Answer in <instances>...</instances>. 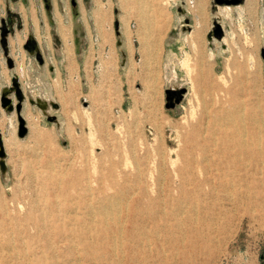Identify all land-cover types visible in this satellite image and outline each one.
I'll list each match as a JSON object with an SVG mask.
<instances>
[{
    "label": "rangeland",
    "instance_id": "rangeland-1",
    "mask_svg": "<svg viewBox=\"0 0 264 264\" xmlns=\"http://www.w3.org/2000/svg\"><path fill=\"white\" fill-rule=\"evenodd\" d=\"M246 1L0 0V222L67 211L64 264H264V172L238 148L264 120V0Z\"/></svg>",
    "mask_w": 264,
    "mask_h": 264
},
{
    "label": "bare ground",
    "instance_id": "bare-ground-1",
    "mask_svg": "<svg viewBox=\"0 0 264 264\" xmlns=\"http://www.w3.org/2000/svg\"><path fill=\"white\" fill-rule=\"evenodd\" d=\"M127 1H131L133 3H136V4H138V6L142 2V0H127ZM192 1H193L194 5H193V7H192V5H190L192 7L191 9L195 13H198L200 16H202L203 12H204V0H192ZM254 5H255V0H247L246 4H245V8H244L245 12L250 14L254 10V7H255ZM141 9L142 8H139L138 15L143 17L145 15V11H143ZM253 12L251 14H253ZM261 16L264 17V13H262ZM70 37H71V35H70ZM153 42H155L153 45H154V47H156L158 42L157 41H153ZM152 43L150 44V43L146 42L145 40L140 39V47L139 48H140V50H145V51L149 52L148 53L149 58L155 59L157 57V55L152 54L153 52H155L152 50L153 49ZM151 47H152V49H151ZM186 60L187 59L184 60V63ZM186 65H187V63H186ZM152 72L153 71H147V73H149L150 75L152 74ZM188 72L189 71H187V73ZM248 121H249V123H251V125L254 128V135H253L254 140H252L253 141L252 144L249 145V143H247L243 139L239 143L238 148L240 149L241 154H243L245 156H249V155L255 156L256 155L258 157V159H256L257 160L256 164H257V166L261 165V168L263 169V172H264V145L261 141L262 132L264 130V120L262 118L255 117L254 119H248ZM245 122L246 121L244 119H234V118L229 119V123H232L234 125H237V123H240V124H243V127H244ZM235 132L239 133V134L242 133V131H240V130H235ZM244 134H245V132H244ZM253 146H254V148H253ZM252 148L254 150H252ZM254 160H255V158H254ZM239 164H242V166L244 168L247 167L246 164L244 165V161L242 159H241ZM171 165H172V163H171ZM109 202H110V200L105 201V202L99 201L98 205L95 206L96 211L107 214ZM77 204L75 205L76 209L78 207ZM85 208L87 209L88 207L86 206ZM86 209H85V211H86ZM67 214H68V212L66 211L65 217H67ZM112 214H113V212H112ZM65 217L61 216V218H60L57 216V218L55 220H52V221L47 220L46 219L47 216L45 218L42 217L41 221L39 219L36 221L32 220L31 217H27V216H24L22 218V220H21V218L19 219L17 216L16 217H9V220L7 223L10 225H8V226L3 225L2 222L4 220L1 221L0 222V248H1V250L4 248L7 249V255L5 256L7 258L6 264H59L57 262V260H59V258H62L61 262H63V264L66 262H69V260L66 259L64 257V255H60V253H58V244L61 242H70L71 238H72L70 235L67 236L65 233V229L67 227V223L64 222ZM13 218L16 220L15 224L11 223ZM111 219H112V217H111ZM58 221L61 222L59 225L56 224V222H58ZM23 222H26L27 225L24 226L22 224ZM83 223L86 225L87 222L84 221ZM31 229H33V231H31ZM87 232L88 231L86 229L85 231H83L81 236L86 235ZM78 238L80 240V243L83 245L82 259H84L86 256L85 254L87 253V250L89 248H91L92 246L89 244V242H87V239H86L87 237H85V238L84 237H81V238L78 237ZM41 239H45V243L42 244L41 247H38L37 243ZM18 242H19V244H18ZM4 246H6V247H4ZM19 248L21 250H19ZM37 248L41 249L40 252L36 251ZM68 248L71 249L72 245ZM73 248H76V247L73 246ZM48 250H51L52 253L50 255L46 256L45 253ZM1 257H3L2 254H0V258ZM101 257H97V261H100V259H104L103 258L104 256H101ZM17 260H18V262H17Z\"/></svg>",
    "mask_w": 264,
    "mask_h": 264
},
{
    "label": "water",
    "instance_id": "water-1",
    "mask_svg": "<svg viewBox=\"0 0 264 264\" xmlns=\"http://www.w3.org/2000/svg\"><path fill=\"white\" fill-rule=\"evenodd\" d=\"M241 0H214V2L216 3V4H219V5H222V4H224V5H236V4H238L239 2H240ZM264 55V54H263ZM168 95H170V94H174V92H169V91H167L166 92ZM6 102H8V101H6L5 100V103ZM18 108V107H17Z\"/></svg>",
    "mask_w": 264,
    "mask_h": 264
},
{
    "label": "flooded vegetation",
    "instance_id": "flooded-vegetation-1",
    "mask_svg": "<svg viewBox=\"0 0 264 264\" xmlns=\"http://www.w3.org/2000/svg\"><path fill=\"white\" fill-rule=\"evenodd\" d=\"M70 3L74 7L76 5V0H70Z\"/></svg>",
    "mask_w": 264,
    "mask_h": 264
}]
</instances>
